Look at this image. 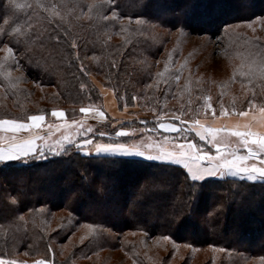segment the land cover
Wrapping results in <instances>:
<instances>
[{"label": "trees", "instance_id": "trees-1", "mask_svg": "<svg viewBox=\"0 0 264 264\" xmlns=\"http://www.w3.org/2000/svg\"><path fill=\"white\" fill-rule=\"evenodd\" d=\"M18 2L28 6L13 14L7 0H0V28L5 29L0 33V119L27 120L53 109H63L71 121L78 119L81 107L103 102L97 81L114 91L121 109L138 105L146 113L149 120L139 125L145 132L163 136L178 132L157 127L154 119L160 112L171 119L183 107L182 119L211 117L198 113L206 93L220 90L217 102L224 101L234 114L247 109L249 100L258 107L264 103V38L238 28L264 18V0ZM114 11L118 15L113 16ZM138 18L145 23L137 24ZM18 24L25 25V31L35 29L44 39L43 57L31 60L12 42L19 67L2 55L3 44ZM177 33L220 39L222 54L240 61L233 79L213 81L198 75L194 50L169 46ZM73 40L76 49L70 47ZM209 80L217 89H211ZM234 82L250 93L237 89L230 94ZM81 83L87 89L82 90ZM221 135L238 143L235 136ZM190 139L198 145L204 142L195 135ZM185 175L163 162L87 157L74 149L58 156L48 153L46 159L0 163V257L82 264L113 249L127 233L140 231L194 248H220L234 264L261 260L264 181L209 177L200 182L192 204ZM180 222L186 226L178 227ZM76 232L84 234L80 244L72 240ZM219 260L224 262L223 257Z\"/></svg>", "mask_w": 264, "mask_h": 264}, {"label": "snow or ice", "instance_id": "snow-or-ice-1", "mask_svg": "<svg viewBox=\"0 0 264 264\" xmlns=\"http://www.w3.org/2000/svg\"><path fill=\"white\" fill-rule=\"evenodd\" d=\"M28 5L19 3L18 0H7L6 7L13 10V14L16 11H22ZM43 7V5H41ZM52 5V8H55ZM91 7V6H90ZM58 15V13H57ZM113 16L118 15L115 11L112 13ZM107 18V17H105ZM5 24H8V20L5 19ZM137 24H144L143 19L138 18L136 20ZM29 29L32 28L30 22L27 23ZM230 27L226 25L225 28ZM5 29L0 28V33H4ZM65 36L68 35L67 32L64 33ZM59 40V35L56 36ZM13 41H15L16 51H21L22 55L31 60L37 56L43 57L44 55V39L39 33H36L35 29L32 31H25V25L18 24L11 29V36L8 43L3 44V51L6 53L4 60L12 59L17 67H19V62L16 61L14 54ZM3 43V41H0ZM72 49H76L78 45L73 40L70 44ZM77 60L80 59L79 54H75ZM115 67V65H113ZM85 75L88 74L87 69L81 66L80 69ZM165 70H167V65H165ZM262 74H264V69H262ZM157 75L163 77V73H158ZM176 80H179L177 75ZM167 83V81H165ZM151 87V85H149ZM82 90L87 89V85L84 83L80 84ZM135 99V98H134ZM209 98H205V110H211L212 114L215 115L216 109L211 103L208 102ZM255 105V100L248 101V108L241 109L239 115L242 117L249 116V110ZM220 115L224 116L226 110L224 105H220ZM80 113L85 114L83 120L79 122L80 130L86 131V133H91L93 130L91 127L84 129V123L88 118L90 113L92 117H104V113L100 111L99 107H92V105L81 107ZM155 111V109H153ZM191 111V109H188ZM261 114L259 119L264 121V103H262L258 109ZM180 114L174 115L170 121L164 122L162 117L166 115L164 112H160L156 116L157 125L160 129L167 131H177L181 134V139L184 133L194 132L196 137L200 141H206L214 151L205 150L201 145H198L190 140H183L178 142L175 149L172 151L156 150L153 152L151 146L146 148H141L140 145L136 143H123V142H110V143H100L97 142L93 144V141L85 135L82 139L78 141L76 147L80 150L83 156L87 157H104L107 159L109 156H139L148 160H155L158 162H163L167 164L174 165L177 170H182L185 173L184 184L188 188L189 200L192 204L195 203V199L200 190L201 181H205L206 178L215 177L218 179L225 178L228 176L239 177L241 181H251L255 182L257 180L264 181V134L252 131V126L250 124L244 125V130H233L229 128H213L206 126L201 123L199 119L194 117L189 119H182L186 114L183 107L179 110ZM52 118L56 120H63L66 117V113L63 110L53 109L50 113ZM29 122H21L15 119H0V130H4L7 126V130L13 133L19 132L21 130L39 129L41 125L46 121L45 114H33L28 116ZM251 119L253 121L257 120V117L253 114ZM179 122V123H177ZM73 124H77L75 118L72 120ZM64 125H56L57 131L60 127ZM53 125H49V128ZM221 133H226L227 135L235 136L238 138V143L233 145L226 136L221 135ZM128 133L123 129L116 131V136H125ZM105 133L101 132L100 136H104ZM164 139L169 140L168 136ZM39 141V143H38ZM64 141H67V146H65ZM73 146V141L70 137L65 136L63 140L48 143L47 137L45 136H33L24 139L20 142H15V137H13V142L7 148L0 145V163H6L15 160H24L25 162L29 157H39L41 159H46L47 154L51 153L53 156L61 155L64 152H68L69 148ZM94 148V152L92 149ZM243 149V151H241ZM102 190V186H101ZM22 220L23 217H20ZM185 222H180L178 227H185ZM91 227V226H90ZM170 237L164 236L162 239H169ZM264 261V257L261 258ZM0 264H17L16 261H8L0 258ZM26 264V262H24ZM34 264H48L45 260H40L34 262Z\"/></svg>", "mask_w": 264, "mask_h": 264}, {"label": "rangeland", "instance_id": "rangeland-1", "mask_svg": "<svg viewBox=\"0 0 264 264\" xmlns=\"http://www.w3.org/2000/svg\"><path fill=\"white\" fill-rule=\"evenodd\" d=\"M239 29H242L245 32H248L252 35L262 36L264 38V18L256 19L253 22H246L239 25ZM169 46H179L184 48L185 50H194V62L198 66V75H203L209 77L211 80H223L227 81L228 79H233V70L236 65L240 63L237 58L226 57L222 54L221 49L222 43L220 39L217 38H208V37H189L182 34L177 33L174 34V37L169 42ZM3 56L6 53L3 51ZM1 55V56H2ZM97 81V80H96ZM101 92L103 90L110 89L103 86L100 82H98ZM209 85H211V89L215 88V84L209 80ZM240 88H239V87ZM240 89V93L244 95H248L250 92L243 84L233 83L230 94L236 93V90ZM112 90V89H110ZM216 94L206 93V95L201 100L202 104H205V98H209V103L213 105L214 108H218L220 115V105H224V109L226 110V114H234L235 111L227 108L226 103L224 101L217 102L215 95L220 94V90L215 91ZM255 105L250 111H258L259 107ZM203 105L198 107V113L208 114L211 117L198 118L200 121L205 120L207 118L216 117L212 114L211 110H205V107L202 108ZM92 107H99L100 111L104 113V117H92L91 114H88V118L84 123V129L88 127L92 128L91 133H86L84 130H80V124L83 120L85 114L82 117L76 119L77 124H73L71 120L67 118L69 124H65L63 128H60L59 131H55L52 143L63 140L65 136H68L73 141V146L69 148V150H80L76 147V144L80 139H82L85 135L87 138L93 141V144L100 143H110V142H123V143H136L140 145L142 150L143 148L151 146L153 152L156 150H164V151H172L175 149V145L178 142H182L183 140H190V137L194 136V132H185L183 138L181 139V134L178 132L176 136H168L169 142L163 145H159L161 141H164V137L161 134H149L145 132V129L140 127L139 125H143L147 119L146 113L138 106L135 105L133 107H126L123 109H127L130 111V115L127 118L116 120L112 119L108 115H105V111L102 108V100L92 104ZM216 111V112H217ZM153 120V119H152ZM157 123L156 119H154ZM162 120L164 122H168L171 119L167 118V116H163ZM179 123V122H177ZM158 127V125H157ZM159 128V127H158ZM123 129L128 134L125 136H116L115 132ZM160 129V128H159ZM162 130V129H161ZM164 131V130H162ZM105 133L104 136H100V133ZM140 132H143L141 135H138ZM165 132V131H164ZM169 132V131H167ZM177 132V131H170ZM196 137V136H195ZM176 138L181 140H175ZM195 143V142H194ZM65 146H67V141H64ZM197 144V143H196ZM205 150L214 151L212 145L204 141L199 144ZM233 145H236V143ZM94 152V148L92 149ZM128 158H132L135 160H143L144 158L139 156H124ZM148 160V159H145ZM155 161V160H154ZM127 171V170H126ZM207 179V178H206ZM82 232H76L72 237V240H76L78 244L82 243L84 240L83 235L80 234ZM169 237V236H168ZM223 257V263L219 260ZM2 258V257H0ZM8 261H16L17 264H34L36 261H40L42 259H32V258H14L8 259L3 258ZM184 259H186L184 261ZM48 264H53V261H47ZM184 262V263H183ZM234 264L230 257L227 255L226 251H223L220 248L216 247H208V248H194L188 244H180L179 242L174 241L173 239H162V237L152 238L149 237L144 232H131L124 235L119 242L113 247L111 250H103L101 253L91 256L90 258L83 260L82 264ZM239 264H264L262 260H249L242 261Z\"/></svg>", "mask_w": 264, "mask_h": 264}, {"label": "crops", "instance_id": "crops-1", "mask_svg": "<svg viewBox=\"0 0 264 264\" xmlns=\"http://www.w3.org/2000/svg\"><path fill=\"white\" fill-rule=\"evenodd\" d=\"M102 108L104 109L106 116L108 115L112 119H116V120L127 118L128 115L131 114L130 111H128L127 109H121L119 107L118 100L115 96V93L113 90H110V89L103 90ZM56 110H63V109H56ZM50 113L48 115L45 114L46 121L41 125L39 129L21 130L19 132L13 133V132L8 131L7 126H5L4 130H0V145L7 148L13 142V137H15V142H20L24 139L37 136V135L47 137L48 143L51 144L54 133L57 130L56 125L69 124V121L67 120V116L63 120H56L55 118L51 117ZM36 114H44V113H36ZM253 114L257 117V120L255 121L251 119ZM260 115L261 114L259 113V111L249 110V116L247 117H242L238 113L228 114L224 116H216L213 118H207L205 120H202L201 123L206 126L213 127V128H229L233 130H244V125L250 124L252 126V131L264 134V121H261L259 119ZM2 119L12 120L11 118H2ZM19 121L29 122L28 119L19 120ZM50 124L53 125V127L49 128ZM60 128H63V127H60Z\"/></svg>", "mask_w": 264, "mask_h": 264}]
</instances>
